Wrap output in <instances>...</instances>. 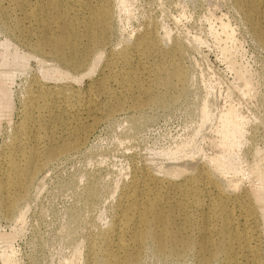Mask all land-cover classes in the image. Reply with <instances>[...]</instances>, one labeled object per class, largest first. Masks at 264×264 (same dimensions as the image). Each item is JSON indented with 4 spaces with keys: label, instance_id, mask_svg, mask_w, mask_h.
Listing matches in <instances>:
<instances>
[{
    "label": "bare ground",
    "instance_id": "obj_1",
    "mask_svg": "<svg viewBox=\"0 0 264 264\" xmlns=\"http://www.w3.org/2000/svg\"><path fill=\"white\" fill-rule=\"evenodd\" d=\"M116 1L122 9L127 7L126 0H0V22H14L10 27L2 23L3 30L20 38L30 54H41L75 76L97 56L108 58L105 75L84 92L35 83L25 109L29 122L2 159L0 202L4 200L1 207L8 216L22 219L40 174L52 161L79 151L103 119L131 107L165 109L186 92L189 71L182 63L185 44L179 39L164 45L158 29L146 27L125 38L121 51L110 49ZM234 2L264 44V0ZM224 49L228 58L233 57ZM230 66L236 62L230 60ZM245 72L238 68L236 79L248 85L251 80ZM9 77L0 73V107L8 96ZM202 108L201 128L217 118L215 137L209 139L216 150L208 154V139H202L206 147L195 140L196 145L176 146L170 156L165 151L170 158L165 165L159 163L157 168L154 163L155 168L138 167L132 173L130 169L131 177L119 190L117 215L106 225L108 229L92 239L86 264H140L149 243L157 255L193 254L198 264H264V162L258 186L245 187V178L254 172L253 168L245 172L246 177L240 176L245 158L237 148L244 143L245 118L231 105L217 116L206 104ZM76 252L70 264H78L84 251ZM0 257L6 264H17L7 248Z\"/></svg>",
    "mask_w": 264,
    "mask_h": 264
},
{
    "label": "rangeland",
    "instance_id": "obj_2",
    "mask_svg": "<svg viewBox=\"0 0 264 264\" xmlns=\"http://www.w3.org/2000/svg\"><path fill=\"white\" fill-rule=\"evenodd\" d=\"M117 2L112 48H109L114 52L121 51L127 37H133L146 27L157 28L164 37V45L179 39L185 44L182 63L189 71V81L185 85L187 94L165 109L147 105L131 107L99 122L84 147L52 161L40 174L23 209L24 218L8 216L1 207L4 200L1 201L0 255L7 248L12 251L17 264H70L76 251H84L81 253L84 259H79L80 254L77 263L86 264L92 239L108 229L106 225H111L117 215L118 196L131 177L130 172L138 167L165 165L169 163L171 152L178 147L200 144L202 139H208L205 141L207 147L203 140L201 142L208 148H204L206 153L216 150L211 138L216 134L217 118L209 121H212L211 125L208 122L203 128L200 126L205 104L216 116L219 110L231 105L245 118L244 143L240 150L237 148L245 158L242 162L245 163L244 172L240 176L246 177L245 172L254 168V172L245 178V187L255 188L260 183L259 173L263 171L260 165L264 162V44L243 11L234 0H126L125 9ZM2 23H8L10 27L14 22L2 19L0 22V73L10 75L8 96L0 107V184L2 159L7 147L22 135L29 122L25 109L35 85L40 82L43 86H62L84 92L105 75L108 60L107 54L99 55L75 76L55 61H46L41 54H30L20 38L3 30ZM226 27L228 32L223 29ZM224 48H228L233 57L229 59ZM230 60L236 62L235 67L230 66ZM238 68L248 74L246 76L251 80L248 85L244 84L245 80L242 83L236 79ZM197 129H201L204 138ZM195 140L199 141L196 143ZM261 237L264 241V232ZM155 252L149 243L140 264H198L193 254L179 257L160 256ZM216 263L220 264L218 261L213 264ZM0 264H6L2 257Z\"/></svg>",
    "mask_w": 264,
    "mask_h": 264
}]
</instances>
